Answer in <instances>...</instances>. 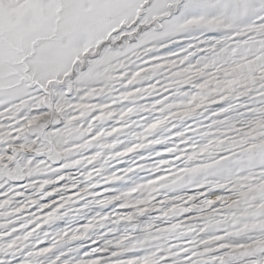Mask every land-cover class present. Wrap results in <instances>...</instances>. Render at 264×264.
Wrapping results in <instances>:
<instances>
[{
	"label": "snow or ice",
	"instance_id": "obj_1",
	"mask_svg": "<svg viewBox=\"0 0 264 264\" xmlns=\"http://www.w3.org/2000/svg\"><path fill=\"white\" fill-rule=\"evenodd\" d=\"M0 264H264V0H0Z\"/></svg>",
	"mask_w": 264,
	"mask_h": 264
}]
</instances>
